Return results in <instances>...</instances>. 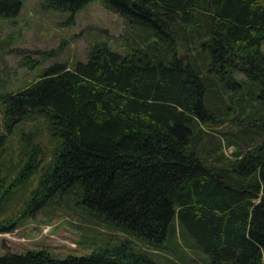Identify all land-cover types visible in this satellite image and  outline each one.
<instances>
[{
	"label": "trees",
	"instance_id": "16d2710c",
	"mask_svg": "<svg viewBox=\"0 0 264 264\" xmlns=\"http://www.w3.org/2000/svg\"><path fill=\"white\" fill-rule=\"evenodd\" d=\"M102 1L146 29L139 44L100 39L0 94L8 130L34 116L51 138L22 137L8 167L0 134V170L14 171L0 207L36 179L0 231L50 205L109 230L93 227L81 255L28 248L0 264H264V0ZM21 2L0 0V16ZM228 119L245 136L220 129Z\"/></svg>",
	"mask_w": 264,
	"mask_h": 264
},
{
	"label": "rangeland",
	"instance_id": "374dc122",
	"mask_svg": "<svg viewBox=\"0 0 264 264\" xmlns=\"http://www.w3.org/2000/svg\"><path fill=\"white\" fill-rule=\"evenodd\" d=\"M145 30L139 23L131 26L123 14L102 0H90L74 11L67 6H54L47 0H22L16 13L0 16V94L16 90L53 62L66 60L72 63L77 59H86L91 45L100 39L123 52L139 44ZM261 47L264 48V41ZM178 51L182 56L186 55L181 48ZM234 74L237 78H245L241 71L235 70ZM249 90H253L252 85H245L244 93L248 95ZM226 96L224 93L222 102L217 96L213 98L211 95L209 103L220 112L225 108ZM3 114L0 104V134H3L2 142L6 146L3 165L10 167L13 164L10 156L19 151L22 137L34 134L45 147L50 146L51 138L45 126L39 120L35 123L34 116L12 123L8 130ZM235 114L233 120H238ZM229 120L220 129L243 136L239 127L233 128L235 125ZM29 130L34 133L30 134ZM236 140L241 142L238 138ZM232 149L233 145L226 146L225 152L230 153ZM0 177L2 186L3 182L9 184L13 181L14 171L0 170ZM35 182L33 178L29 183L21 182L16 187L8 202L0 207V218L13 214L21 206L20 200L28 195ZM53 206H46L27 216L11 230L0 231V254L45 247L58 256L69 253L81 255L92 249L90 243L82 241L93 237V227L99 228L97 237L100 239L109 230L102 227L101 223L95 224L83 219L80 222L87 228L77 227L75 222L79 223V216L76 212L65 214L61 208ZM190 254L203 255L197 250Z\"/></svg>",
	"mask_w": 264,
	"mask_h": 264
}]
</instances>
